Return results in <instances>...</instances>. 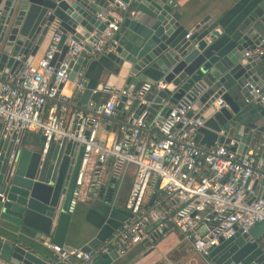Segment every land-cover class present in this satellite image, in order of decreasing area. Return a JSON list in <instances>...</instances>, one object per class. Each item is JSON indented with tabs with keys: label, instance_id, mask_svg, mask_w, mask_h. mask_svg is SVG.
Returning <instances> with one entry per match:
<instances>
[{
	"label": "water",
	"instance_id": "obj_1",
	"mask_svg": "<svg viewBox=\"0 0 264 264\" xmlns=\"http://www.w3.org/2000/svg\"><path fill=\"white\" fill-rule=\"evenodd\" d=\"M124 1L128 10L109 42L114 49L105 54L118 66L116 74L126 77L124 89L132 91L139 81L154 85L148 121L167 116L172 105L194 92L187 116L204 119L200 143L207 148L225 145L263 166L264 55L246 53L264 39V0H232L218 10L207 6L191 31L175 0ZM113 9L114 0H0V69L18 71L23 66L19 56L32 62L49 33L58 31L61 39L51 64L58 69L69 62L74 80L106 28L103 17L111 18ZM84 40L79 56L71 59L67 52L72 41ZM159 81L164 89L156 87ZM100 92H93L94 101ZM135 103L121 98L114 130ZM146 108L138 104L133 117ZM73 123L74 115L69 129ZM43 144L41 136L35 148L24 147L15 165L5 149L0 154V264H49L37 244L45 241L70 249L66 236L84 148L63 139L44 154ZM2 145L0 138V149ZM159 185L157 180L152 201ZM118 256L113 249L96 255L93 263L111 264ZM206 258L210 264H264V220L246 233L221 238Z\"/></svg>",
	"mask_w": 264,
	"mask_h": 264
},
{
	"label": "built area",
	"instance_id": "obj_2",
	"mask_svg": "<svg viewBox=\"0 0 264 264\" xmlns=\"http://www.w3.org/2000/svg\"><path fill=\"white\" fill-rule=\"evenodd\" d=\"M128 7L129 2L114 0L115 14L109 12L111 18L103 17L107 25L93 46L95 56L114 49L109 42L121 29L122 14ZM190 36L191 33L187 38ZM60 39L61 33L55 31L37 62L28 63L19 56L23 66L18 71L0 69V154L5 149L9 163L15 165L29 133L44 137V154L63 139L83 146L73 203L86 188L96 184L98 163L110 164L112 178L118 182L125 180L132 167L135 176L127 199L130 222L99 249H64L45 241L57 254L54 264H90L96 255L113 249L123 255L139 243L154 246L169 225L185 227L196 250L206 257L221 238L229 239L239 231L246 233L264 220V183L263 187L259 185L264 169L248 155L240 158L225 145L207 148L200 144L198 129L204 119L187 116L194 106V92L172 105L167 116L157 115L148 121L152 83L143 81L135 91L105 86L101 92L108 94L106 100H90L75 110L74 127L69 129L70 97L63 87L71 80L70 65L63 61L56 69L51 64ZM85 44L87 40L72 41L67 55L71 59L78 57ZM250 54L264 55V39L246 53ZM87 82L86 71L81 68L73 80L75 92H84ZM156 87L164 89L166 85L159 81ZM123 96L147 108L138 117L132 115L121 122L117 138L103 146L98 137L102 120L111 125L110 119L116 115ZM217 103L221 106L224 101L219 99ZM146 130L154 133L145 137ZM157 180L164 201L151 199ZM0 196L4 198L3 193Z\"/></svg>",
	"mask_w": 264,
	"mask_h": 264
},
{
	"label": "crops",
	"instance_id": "obj_3",
	"mask_svg": "<svg viewBox=\"0 0 264 264\" xmlns=\"http://www.w3.org/2000/svg\"><path fill=\"white\" fill-rule=\"evenodd\" d=\"M180 11L184 14L183 22L191 31L198 13L210 6L218 10L229 5L232 0H175ZM206 12V11H205ZM113 15L115 9L110 11ZM51 31L45 38L39 50L33 57L32 62H37L45 53L50 42ZM82 68L85 69L88 78L87 88L82 93H76L73 80L67 82L63 91L70 97V111L67 114V123L72 121L75 110L82 108L85 103L93 100L94 90H99L105 86L124 89L126 77L117 75L118 66L106 55L100 54L97 57L93 53H88L84 59ZM142 81L132 90L135 91ZM93 91V92H92ZM106 93L100 92L98 102H103L107 98ZM138 105V101H136ZM135 103V104H136ZM132 104L126 113L123 121L133 115L137 105ZM116 115L113 117L115 118ZM111 118V125L102 120L98 137L104 146L110 144L118 136L114 130V119ZM154 133L151 130L144 131L145 137H150ZM41 134L29 133L25 137L24 147L35 148ZM202 136L198 135L200 142ZM201 144V143H200ZM258 165V163H256ZM259 166V165H258ZM264 169V165L260 166ZM110 164L98 163L95 176L96 184L86 188L85 192L76 199L71 207L72 218L69 224L66 244L70 249L82 248L86 250L99 249L107 242L111 241L116 234L124 228L131 220V213L127 208V199L134 180L135 169H129L125 180L118 182L112 178ZM263 187V183L259 184ZM156 199L164 201L163 193L158 190ZM49 264L57 261V254L48 247L46 242L37 243ZM91 262L90 264H92ZM94 264V263H93ZM97 264V263H95ZM111 264H210L194 247L192 239L185 227L169 225L165 233L157 238L154 246L147 243H139L132 246L125 254L120 255Z\"/></svg>",
	"mask_w": 264,
	"mask_h": 264
}]
</instances>
